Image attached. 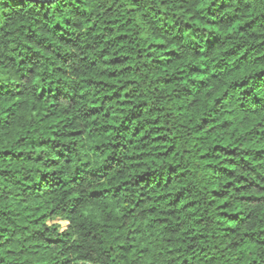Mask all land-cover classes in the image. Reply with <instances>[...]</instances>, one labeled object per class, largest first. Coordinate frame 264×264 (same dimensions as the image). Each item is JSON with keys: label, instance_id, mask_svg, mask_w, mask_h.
Masks as SVG:
<instances>
[{"label": "clouds", "instance_id": "1", "mask_svg": "<svg viewBox=\"0 0 264 264\" xmlns=\"http://www.w3.org/2000/svg\"><path fill=\"white\" fill-rule=\"evenodd\" d=\"M0 264H264V0H0Z\"/></svg>", "mask_w": 264, "mask_h": 264}]
</instances>
